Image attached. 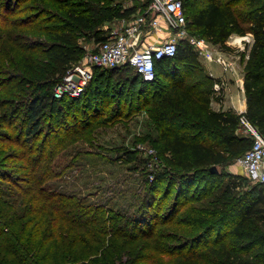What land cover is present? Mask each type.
Segmentation results:
<instances>
[{"label":"trees","instance_id":"1","mask_svg":"<svg viewBox=\"0 0 264 264\" xmlns=\"http://www.w3.org/2000/svg\"><path fill=\"white\" fill-rule=\"evenodd\" d=\"M18 3L0 0V10L18 8ZM147 3L32 0L25 8L30 11L27 16L4 17L15 37L5 28L0 37L9 39L20 49L21 60L31 64L17 74L11 70L15 67L12 58L0 62V80L12 95L0 104L5 107L1 126L11 128L0 134V264H168V259L176 257L183 262L175 264L205 258L211 264H264V183L246 188V177L221 169L244 155L253 140L240 131L241 112L212 106L216 79L203 69L194 75L199 65L195 42L181 39L173 56L158 59L153 80H145L134 69L135 75L120 73L115 81L119 71L131 66H95L83 93L55 96V86L84 57V40H106L107 22L130 18ZM184 5L188 31L196 38L226 46L233 33L254 35L245 63L244 114L264 135V0H184ZM34 52L46 57L41 67L34 64L39 60ZM159 71L170 74L172 82L165 84ZM136 90L146 95L148 105L153 101L148 111L158 130L159 168L144 171L143 187L130 199L116 203L118 208L75 190L60 189L53 182L61 174L55 157L80 138L93 143L97 138L94 121L78 125L67 138L52 135L51 118L50 131L40 137L43 116L58 102L76 103L85 96L98 115L117 99V114L123 116L121 106L128 104L123 95ZM150 95L155 99L150 101ZM22 107L27 110L25 118L14 124L12 115ZM139 157L137 149L126 148L118 161L128 163ZM213 165L218 171L211 170ZM129 169L137 171L139 165ZM172 191L166 208L164 199ZM195 192L206 195L199 198L201 205H191L182 214ZM161 224L183 231L165 235L159 230ZM221 229L230 232L232 241L188 248Z\"/></svg>","mask_w":264,"mask_h":264},{"label":"rangeland","instance_id":"2","mask_svg":"<svg viewBox=\"0 0 264 264\" xmlns=\"http://www.w3.org/2000/svg\"><path fill=\"white\" fill-rule=\"evenodd\" d=\"M149 1L150 0H123L124 4L127 6L133 4L142 5L146 2L149 3ZM31 2L32 0H20V3H18V8L16 7L17 5H14L11 10H7L5 12L3 11L4 13H2V10H0V36L2 32L1 29L5 28L6 31L11 34V36L15 37V34H13L15 32L13 27L6 25L4 17L8 15L11 19L27 16L30 11L26 10L25 8ZM104 28L108 34L110 31L118 29L119 25L114 24L113 22H107L104 25ZM247 35L249 36L250 33ZM154 39H156V36L151 38L152 41H154ZM184 39H190L194 42L196 37L194 34L188 31V35L182 40ZM233 40L234 38H232V43H230L231 45L229 47L209 42V50L212 52L214 57L222 55L227 57L228 60L237 61V69L238 71H241V68L244 66L242 64V59L244 58L245 53L250 51L251 46L249 45L248 41H241L240 37L236 38L234 41ZM84 44L87 47L86 53L84 55V57H86L88 52L90 53L96 48V45L91 38H86L84 40ZM32 54L33 56L36 55L39 58V60H37V62L34 64L41 67L43 65L41 61H43L46 57L37 52ZM198 55L199 65L194 71V75H199V69H203L208 72H220V65L215 58H207L199 51ZM9 58L13 59L12 64L15 65V67L11 68V70L16 71L17 74L21 73L20 70L24 72L30 66L27 64H31L30 60L27 62L21 60L20 49L10 42L9 39L0 37V62H2V60L5 62L6 60H9ZM20 62H22L21 65H19ZM120 73H125L126 75L132 76L135 75V70L132 67H124L122 71H119L117 75H115V81L118 74ZM170 77V74H165L159 71V78L163 79L165 84H170L172 82L170 80L172 78ZM182 77L183 76H179V79ZM231 81V83L234 85V92L229 90H225L223 92L222 88L214 90L212 102L215 103V107H218L220 102L219 99L223 97L222 95L225 96L227 94H233L237 100L241 101L243 99V91L237 87L236 80ZM5 84L6 83H3V81L0 80V104H3L4 100H8L7 98H12L11 93L8 92V87H5ZM14 84H16V82H14L12 85ZM156 85L157 83L154 84L153 88H156ZM155 95H150L152 96L150 101L155 99ZM87 98L88 97L85 96L82 99H78L76 103H73L72 101L62 103L58 102V105H55L52 111H48L43 116L42 134L39 136L43 137L48 131H50L51 118L54 119L53 125L55 126V129H51V131H54L52 135L54 136L59 133V136L68 135L67 138L69 137L70 132L77 130L76 128H78V125L81 124V126H84L94 121V123H92V127L95 128V136L97 138L95 137L96 140H94L93 143H90L86 137H84V139L80 138L79 141H75L63 148L60 155L59 153L56 155V170L60 171L61 174L53 182L59 183L61 186H59L60 189L69 192L75 190L78 191L79 194H85L87 196L89 195L88 198H95L98 200L100 199L108 202L111 206H113V208H118L116 203L121 204L127 199H130L135 190L143 187L145 178L144 171L153 170L159 168L160 166L157 155L158 143L155 142V139L158 136V130L154 126L153 120L150 118L148 111V108H150L153 101L150 105H148L150 103L148 101L149 99L143 92L138 93L137 90L130 93L128 97L127 94L123 95L125 102H128V104L121 106L124 111L122 113L123 116H119V114H117V108L120 104L118 103L117 99L114 98V100L110 103L111 105L109 104L110 106H108L107 110L103 111L104 113L98 115L94 111V103H87ZM131 101L134 103H130ZM4 110L5 107H0V116ZM26 113V108L22 107L16 115H12L14 117V124L23 120ZM126 114H129L128 118H125ZM116 115L117 117H115ZM110 119H112V121L109 122L108 120ZM101 120H103V122L101 125H99L98 122ZM67 127H71L72 131H70ZM10 129V126H8V128L7 125L3 127L0 123V134L1 132H6ZM126 148L137 149L140 155L139 159L130 161L128 163L118 161L119 158L124 156ZM108 158L113 159L115 162H108ZM136 165H139V169L137 171L134 169H129L130 166ZM144 167L147 168L144 169ZM221 169L229 170L230 172L241 174L246 177V188L255 184V182L246 175L244 168L239 162V158H237L231 164L222 166ZM22 170L27 171L26 168ZM164 184H166V180L163 182L162 186H164ZM198 192L193 193L191 199H189L186 203L187 205L183 207L181 211L182 214L190 209L191 205L195 207H199L201 205L199 198L204 195V192ZM160 193L161 192H158L157 196H160ZM173 196L174 191H172L170 195L164 199V207L168 206ZM163 211L164 210H162L161 213ZM187 214L195 213L188 212ZM188 219L190 218L188 217ZM159 228V230H162L161 232H164L165 235L180 230L183 231V229L173 228L171 224H161ZM230 235V232H226L222 229L220 231H212L208 234H205L200 239L193 241V243L188 248H198L211 243L218 245L220 244L219 242H221V240H227L230 242L232 241ZM167 240L168 241L165 242H176L172 241L171 239ZM179 248H175V250H180ZM177 261H179V263L183 262L182 260L181 262L180 259L176 257L174 259H168L167 263L175 264ZM187 264L211 263H209L205 258L200 260H189Z\"/></svg>","mask_w":264,"mask_h":264},{"label":"built area","instance_id":"3","mask_svg":"<svg viewBox=\"0 0 264 264\" xmlns=\"http://www.w3.org/2000/svg\"><path fill=\"white\" fill-rule=\"evenodd\" d=\"M119 28L110 31L107 39L82 60L68 69L55 86V96H78L83 93L94 76V67H114L125 64L133 67L145 80L156 77V61L173 56L181 39L188 35L184 0H150L149 3L130 18H123ZM117 24V23H116ZM168 27L172 33L147 42V36ZM196 49L207 58H215L204 38L194 40ZM225 70L232 68V62L223 56L215 58ZM222 84L216 83L215 89ZM241 111L240 131L252 137L251 147L239 157L246 175L255 183H264V135Z\"/></svg>","mask_w":264,"mask_h":264},{"label":"crops","instance_id":"4","mask_svg":"<svg viewBox=\"0 0 264 264\" xmlns=\"http://www.w3.org/2000/svg\"><path fill=\"white\" fill-rule=\"evenodd\" d=\"M121 19H118V20H115L113 21L114 24H120ZM172 33V30L169 29L168 27L165 26V28H163L162 30L160 31H156V32H153L151 33L150 35H148L146 38H147V42H155L158 37H166L168 35H170ZM247 35V34H246ZM246 35H240V34H237V33H233L229 39L227 40L226 42V46L229 47L232 43V38H234V40L238 37L241 38V41L243 40H246L248 41L249 45L252 46L253 42H254V35L252 33H250V35L246 36ZM154 36H156V39H154V41L151 40V38ZM233 40V41H234ZM210 42V41H208ZM98 43H95V45H97ZM87 48V47H86ZM222 56V55H220ZM219 57V56H218ZM218 57H215V58H218ZM225 57V56H223ZM249 57V52H246L245 53V56L244 58L242 59L243 60V67L241 68L242 70L241 71H238L237 69V61H233V60H230L232 62V68L230 70H225L223 65L221 63H219L217 60V62L219 63L220 65V72H215V71H209V74L211 76H213L215 79H216V82L215 83H220L222 84V90L223 92L225 90H229L231 92H234V88H233V84L231 83L232 81L231 80H236L237 82V87H239L242 91H243V99L240 101V100H237L235 98V96L233 94H227V95H222L223 97H221L219 99V104H218V107H215V103L212 102V106L219 110V109H227V108H233L239 112L241 111H245L247 109V94L245 92V87H244V79H245V63H246V59ZM226 59H228L227 57H225ZM208 72V71H207ZM231 97V98H230Z\"/></svg>","mask_w":264,"mask_h":264},{"label":"water","instance_id":"5","mask_svg":"<svg viewBox=\"0 0 264 264\" xmlns=\"http://www.w3.org/2000/svg\"><path fill=\"white\" fill-rule=\"evenodd\" d=\"M118 66H114V68H117ZM211 170L213 171H218V166L217 165H213L211 166Z\"/></svg>","mask_w":264,"mask_h":264}]
</instances>
